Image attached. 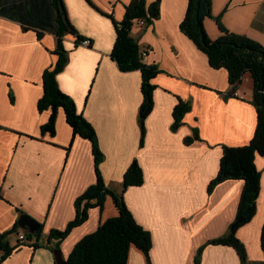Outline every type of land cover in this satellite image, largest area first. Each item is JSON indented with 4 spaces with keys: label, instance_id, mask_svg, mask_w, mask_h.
Listing matches in <instances>:
<instances>
[{
    "label": "crops",
    "instance_id": "obj_1",
    "mask_svg": "<svg viewBox=\"0 0 264 264\" xmlns=\"http://www.w3.org/2000/svg\"><path fill=\"white\" fill-rule=\"evenodd\" d=\"M130 1L62 0L77 36L62 39L67 60L56 82L97 136L105 186L119 194L130 162L136 160L141 167L143 184L127 188L123 199L135 222L149 232L151 264H194L197 250L225 235L235 220L243 183L222 182L210 193L207 188L218 172L223 147H242L253 137L251 79L245 75L235 96L227 97L226 70L211 69L206 56L181 34L179 23L188 0H161L158 19L145 27L133 24L130 31L146 50L142 63L160 71L151 81L153 109L140 148L141 75L120 72L110 58L115 28L108 17L120 23ZM210 13L203 25L211 40L219 37L220 25L264 47V0H212ZM84 39L90 42L88 48L79 46ZM56 44L50 33L26 30L0 17V233H8L25 215L42 226L44 243L50 230L65 229L76 215L75 200L95 183L90 143L73 135L62 110L56 112L54 135L40 132L50 115L49 110H37L42 75L57 60ZM178 100L190 104L191 110L172 132ZM194 131L199 140L185 145ZM254 162L260 173L256 213L236 238L245 249V264H264V157ZM116 216L111 198L101 209H90L86 221L61 241L64 259L81 238ZM15 235L9 238L10 247L17 242ZM44 243L40 237L38 244ZM54 262L45 248L19 246L0 264ZM127 264L147 262L132 246ZM200 264L241 263L233 248L218 245L203 248Z\"/></svg>",
    "mask_w": 264,
    "mask_h": 264
},
{
    "label": "trees",
    "instance_id": "obj_2",
    "mask_svg": "<svg viewBox=\"0 0 264 264\" xmlns=\"http://www.w3.org/2000/svg\"><path fill=\"white\" fill-rule=\"evenodd\" d=\"M161 0H154L146 4L145 0H131L124 7V15L121 22H115L109 16L115 28V41L112 46L110 58L122 73L139 72L141 104L138 109V127L140 130L139 147L143 146L145 137V120L153 109L152 94L155 87L151 84L153 78L159 73L155 66L146 65L143 62L137 42L130 36V31L136 21L143 20L146 25L158 19L160 15L159 4ZM212 0H188L186 2L185 15L179 23L181 34L190 40L196 50L206 56L208 65L213 70H226L230 86L227 97H234L237 87L243 77L249 75L252 84V96L250 104L256 112V128L249 143L240 147L222 149L219 159L218 172L210 181L207 193L218 184L226 181L239 180L243 183L240 192L239 203L236 209L235 220L230 224L227 233L214 240L208 241L197 250L194 264H200L201 251L205 246H218L233 248L241 264H245L246 256L243 245L237 240L236 232L247 224L256 213L257 199L260 190V177L254 160L256 157H264V47L257 42L243 36L227 32L222 26H218L220 35L211 40L204 29L203 22L211 18L210 4ZM66 11L62 0H0V17L10 19L22 25L23 29L35 30L54 35L57 44L54 50L56 59L54 65L42 75V97L38 101L39 112L50 111L48 121L41 126L42 135H54V123L56 112L62 110L66 124L74 136L90 143L94 161L95 183L89 186L74 202L76 215L66 225L63 231L50 230L44 244L39 245L42 226L39 225L35 235L24 234L25 241L22 244L16 242L9 246V238L17 234L19 226L14 224L8 233H0V262L19 246L31 248H45L52 251L59 249L61 241L76 227L83 224L92 208L101 209L107 197L112 199L117 216L109 218L100 224L94 232L81 238L66 260V264H127V255L130 247H135L143 253L147 264H151L149 251L152 241L149 232H146L133 219L132 214L124 203L123 193L127 188L139 187L143 184L142 169L136 160L130 162L122 178L121 192L114 194L105 186L100 175V165L103 155L97 142V136L88 122L77 113L73 101L60 92L56 82L67 60L66 51L62 47V39L65 35L77 36L72 25L66 18ZM191 110L188 103L178 100L172 110V125L170 130L174 132L182 125L184 115ZM196 131L193 136L186 138L185 145L192 141H198ZM34 241L32 242V240ZM261 245L264 248V225L261 229Z\"/></svg>",
    "mask_w": 264,
    "mask_h": 264
},
{
    "label": "water",
    "instance_id": "obj_3",
    "mask_svg": "<svg viewBox=\"0 0 264 264\" xmlns=\"http://www.w3.org/2000/svg\"><path fill=\"white\" fill-rule=\"evenodd\" d=\"M17 223L20 228V231L23 234L35 235L37 234L38 230H40L39 224H37L36 221L25 215H20L17 220ZM52 255L55 261L54 264H66V260L64 259L63 254L59 249L53 250Z\"/></svg>",
    "mask_w": 264,
    "mask_h": 264
},
{
    "label": "built area",
    "instance_id": "obj_4",
    "mask_svg": "<svg viewBox=\"0 0 264 264\" xmlns=\"http://www.w3.org/2000/svg\"><path fill=\"white\" fill-rule=\"evenodd\" d=\"M134 25H137L139 27H145L146 26V24L143 20L136 21ZM89 45H90V42L87 39H84L80 42L79 46L88 48ZM141 54H142V57H144L146 55V50H142ZM234 95H235V93H234ZM15 236H16V241L18 244L19 243L22 244L25 241V237H24V234L22 232L18 231Z\"/></svg>",
    "mask_w": 264,
    "mask_h": 264
},
{
    "label": "rangeland",
    "instance_id": "obj_5",
    "mask_svg": "<svg viewBox=\"0 0 264 264\" xmlns=\"http://www.w3.org/2000/svg\"><path fill=\"white\" fill-rule=\"evenodd\" d=\"M107 199H109V197H107ZM32 241H34V239ZM41 242L44 243L42 236H41Z\"/></svg>",
    "mask_w": 264,
    "mask_h": 264
}]
</instances>
